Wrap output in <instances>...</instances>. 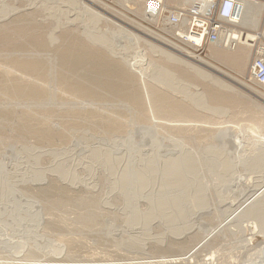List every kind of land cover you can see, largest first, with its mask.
I'll list each match as a JSON object with an SVG mask.
<instances>
[{
  "label": "rangeland",
  "instance_id": "obj_1",
  "mask_svg": "<svg viewBox=\"0 0 264 264\" xmlns=\"http://www.w3.org/2000/svg\"><path fill=\"white\" fill-rule=\"evenodd\" d=\"M263 16L257 30L237 27L252 39L239 72L210 56L223 45L197 48L163 19L145 20L141 0H0V264L259 261L264 226L247 246L246 221L225 215L264 182L253 161L264 150V88L248 80ZM164 39L244 85L197 75ZM179 148L199 158L200 184L165 162ZM220 160L242 166L241 182L230 180L236 194L216 184ZM175 257L187 262L156 263Z\"/></svg>",
  "mask_w": 264,
  "mask_h": 264
},
{
  "label": "bare ground",
  "instance_id": "obj_2",
  "mask_svg": "<svg viewBox=\"0 0 264 264\" xmlns=\"http://www.w3.org/2000/svg\"><path fill=\"white\" fill-rule=\"evenodd\" d=\"M46 1V0H45ZM51 1V0H50ZM77 0H75V2H76ZM240 3H241V6H242V9L240 10V19H239V21H240V26H243V28L244 27H250V29L252 28V30H257L258 29V27H259V24H260V19H261V17H262V15L264 14V4L262 3V2H257V1H255V0H238ZM32 4V3H31ZM34 4V3H33ZM76 4V3H75ZM77 4H78V2H77ZM82 4H84V3H82ZM165 4H166V7L168 8V10L169 11H171V9H169V8H171V7H177V8H180V9H183V10H185V11H189L190 9H191V6H192V2L190 1V0H166V2H165ZM42 5V4H41ZM72 5H74L73 3H72ZM59 6V5H58ZM75 6V5H74ZM40 8H43V6H40ZM56 8H57V6H56ZM13 9V8H12ZM58 9H60L59 7H58ZM87 9V8H86ZM61 10V9H60ZM74 10H75V8H74ZM78 10V9H77ZM90 10V9H89ZM87 11V10H86ZM85 11V12H86ZM63 12V11H62ZM68 11H66V13H67ZM70 12V11H69ZM84 12V11H83ZM81 12H78V14H80ZM83 15H84V13H82ZM92 14V13H91ZM94 14V18H97L96 20H98V18L100 17V14L98 13V12H95V13H93ZM6 15V14H5ZM81 15V14H80ZM88 15V14H87ZM144 15H145V20H147V21H154V20H156V18H154V17H149V16H147L145 13H144ZM67 16V15H66ZM93 16V15H92ZM79 17V16H78ZM66 19L67 18H65V21H66ZM72 20V21H70V20ZM69 19H67V21H69V22H74L75 20H73L72 18H69ZM75 19H77V16H76V18ZM79 19V18H78ZM82 19V18H81ZM83 21V20H82ZM184 22H185V20H183ZM69 22H66V23H69ZM165 22V21H164ZM171 25V24H170ZM140 29H143L144 31H146V34H147V32L148 33H150V34H153V32L151 31L150 32V30L149 29H145L144 27H141V25H137ZM167 27V26H166ZM167 29V32L168 33H170V35H173L174 36V31H175V34L176 33H178V34H186L185 33V27H182V25H171V26H169V27H167L166 28ZM142 30V31H143ZM173 30V31H172ZM85 31V30H84ZM83 31V32H84ZM86 32V31H85ZM84 32V33H85ZM90 36H88L87 35V38H88V40L90 39V40H95V39H98L97 38V36H96V34H93L94 36H91V33H88ZM230 34H232V38H234V40L232 41V46H228V47H225V46H221V48L220 49H218V47H216V46H213L212 48H211V50H210V56L211 57H213V58H215V59H218L219 61H222V62H224V63H227V64H229L230 66H232V67H235L239 72H242V70L244 69V67H245V64H246V60H247V57H248V55L250 54L249 53V50L251 49L250 48V46H251V41H252V39H250V37L248 38V36H245L244 35V32H242V31H239V30H233V31H230ZM98 35V34H97ZM149 35V34H148ZM155 35V34H154ZM157 35V34H156ZM262 35H264V28H263V30H262ZM99 36H102L101 34H99L98 35V37ZM152 36V35H151ZM153 37V36H152ZM154 37H156V36H154ZM189 38H192V39H194L196 42H197V39L196 38H193L192 36H188ZM252 37V36H251ZM54 38V37H53ZM165 40V39H164ZM165 41H167L168 43H170L171 45H173V47H174V49L176 50V52H178V53H180V55L183 57V58H181V61L185 64V66H187L189 69H193L194 70V72L197 74V75H200L201 76V74L203 75V76H209V77H212V82H214L215 84H217V85H219V86H222V87H229L228 86V84H230L231 82L233 83V82H235L236 84L237 83H239V85H244L243 83H242V81H240L239 79H237V78H235V77H228V74L226 75V73L224 74V72H222L221 70H215V67L212 69L211 68V64L209 63V62H207L206 60H203V59H201V58H199V57H196V56H194L192 53H189L188 51H186L185 49H183L182 47H180L179 45H177L176 43H174V42H172V41H169V40H165ZM188 43V42H187ZM235 43V44H234ZM233 45H234V49L232 50V51H227V49L229 50V48H231V47H233ZM220 47V46H219ZM171 53V52H170ZM174 55V54H173ZM176 58V57H175ZM128 61H130V60H128ZM137 66V65H136ZM135 67V66H134ZM191 69V70H192ZM208 69H210V70H212V71H215L216 73H218L220 76H222L223 75V77L224 78H227V79H224V80H222L220 77H217V76H213L210 72H209V70ZM109 70H112L111 68L109 69ZM14 71V70H13ZM116 72V71H115ZM117 75V74H116ZM230 76V75H229ZM104 86L107 88H109V87H114L115 88V86H113L111 83H109V82H105L104 83ZM243 87V86H242ZM231 88V87H230ZM91 93V92H90ZM220 97L222 98V100L223 101H230V100H232L233 99V97H231V96H229L228 94H220ZM206 147H207V145H206ZM212 148H214L215 150H216V148L212 145ZM211 148V149H212ZM256 148V147H255ZM182 149H183V147H182ZM185 149V148H184ZM210 149V150H211ZM213 149V150H214ZM252 149V148H251ZM212 150V151H213ZM258 150V149H257ZM256 150V151H257ZM261 150V149H260ZM260 150H258V152L260 151ZM211 151V153H213L214 154V152H212ZM217 151H218V149L216 150V154H218L217 153ZM262 151H264V150H262ZM261 151V152H262ZM249 152H251V150L249 151ZM254 152H255V149H254ZM257 152V154L259 155V154H261L260 156H258V160L256 159V157H255V159L253 158V161L256 163H253V161H252V163L251 164H255V165H257V162H259L258 164V166H256V170L259 168V166L260 167H263L264 168V166H262V165H260L261 163H264L263 161H264V153H258ZM158 153V152H157ZM209 153V151L207 152V154ZM210 153V155H212ZM220 153V152H219ZM215 154V155H216ZM252 154V153H251ZM257 154H256V156H257ZM252 155H254V154H252ZM158 156V155H157ZM156 155L154 156L155 158H154V160H156L158 157L159 158H161L160 157V155L157 157ZM245 156V155H244ZM243 156V159L245 158ZM204 157L206 158V156L204 155ZM213 157H219V156H214L213 155ZM250 157V156H249ZM252 157V156H251ZM151 158V157H150ZM150 158H148L147 159V161H148V163H154V160L153 161H151L152 160V158L150 159ZM158 158V159H159ZM247 158V157H246ZM245 158V159H246ZM144 159H146V158H144ZM158 159H157V164H158ZM208 159V158H207ZM211 159H213V158H211ZM222 159V158H221ZM242 159V161H245V159L243 160ZM248 159V158H247ZM247 159H246V161H247ZM209 160V159H208ZM217 160H218V158H217ZM224 160V159H223ZM221 161L220 160V162H218L217 163V167L215 168L216 170V172L214 171V173H216V174H214L215 175V179L217 180V182L218 183H216V184H218L221 188L223 187V189H221L222 191H223V193H224V189L226 188H228L229 186H231V182H230V180L232 179V177L233 178H235L236 180L235 181H237V179L241 182V180L240 179H242L241 178V176H240V172H242L243 170H242V166L240 165V163H239V165H240V167H241V171H239L240 169H237L238 171H239V174L237 175V173H238V171L236 170V166L234 165V164H232L233 163V161L232 162H230V161ZM252 160V159H251ZM159 161H160V159H159ZM167 161V163H169V164H176V163H178V162H180V164L182 165V167H183V170H184V172H187L188 171V169H190V171L189 172H192V174L190 173V175H192V176H194V173H195V178H193V180L195 179L196 181L198 180V178H199V173H197V169L196 168H199L197 165H196V162H197V164H198V162L200 161L199 160V158L197 157L196 159L194 158V156L193 155H189L188 154V152L187 151H181L180 150V148L176 151V152H172V153H170V155L168 156V158H167V160H166V155H165V162ZM205 161H207V160H205ZM208 163H209V161H207ZM206 163V162H205ZM212 163V162H211ZM246 163V166H247V164L248 163H250V161L247 163V162H245ZM250 164V165H251ZM201 165V164H200ZM250 165L248 164V166L247 167H249V169L250 170H252L251 168H250ZM253 165H252V167H253ZM264 165V164H263ZM235 166V167H234ZM238 168H239V166H238ZM245 168V167H244ZM243 168V169H244ZM200 169V168H199ZM198 169V170H199ZM233 169V170H232ZM255 169V168H254ZM253 169V170H254ZM262 169H260V170H258V171H261ZM244 171H246V170H244ZM255 171V170H254ZM183 172V173H184ZM256 172V171H255ZM262 172H264V170L262 171ZM231 173V174H230ZM247 173V172H246ZM246 173H244V174H246ZM259 173V172H258ZM188 173H186V175H187ZM230 174V175H229ZM260 174V173H259ZM264 174V173H263ZM186 175H184V177L186 176ZM189 175V174H188ZM247 175V174H246ZM257 175V174H256ZM255 175V176H256ZM243 176V175H242ZM258 177L259 176H261V175H257ZM248 177H250V176H248ZM248 177H243V180L245 181V180H250L251 181V179H252V176H251V179H249ZM258 177H256V178H258ZM262 177H264V175L262 176ZM247 178V179H246ZM260 178V180L261 179H264V178H261V177H259ZM258 178V179H259ZM186 180H188V179H186ZM191 180V179H190ZM234 179H232V181H233ZM253 180H255V179H253ZM257 180V179H256ZM189 181V180H188ZM195 181V182H196ZM200 181V180H199ZM234 181V182H235ZM250 181H249V183H250ZM193 182V181H192ZM191 182V183H192ZM198 182V181H197ZM239 182V183H240ZM243 182V181H242ZM252 182V181H251ZM259 182H262V180L261 181H259ZM185 183H187V181L185 182ZM190 183V182H189ZM194 183V182H193ZM192 183V184H193ZM244 183V182H243ZM245 183H247L248 184V182H245ZM254 183H255V181H254ZM264 182H262L261 184H259V185H257V189H255L254 191H252V192H246V191H243V193H242V197H244V199L246 200V203H245V205L240 209V210H229V211H226L227 213H226V218L225 219H229V217H227V216H229V212L230 213H232L233 215H235V216H237L238 218H239V220L241 221V222H243V221H246V224H244L243 226H242V228H241V230H240V232H244L245 233V231H249L250 233H248V236H249V234H250V237H248V238H246V240L243 242V244L245 243L247 246H254V245H256L257 243H254L255 242V240H256V237L260 234L259 232H262L261 230H263L264 228H262V229H259L260 227L258 226V224H261L262 226H264V185H262ZM196 184V183H195ZM198 184H200L199 182H198ZM202 184V183H201ZM232 184H234V183H232ZM238 184V183H237ZM247 184H245V185H247ZM187 186H188V183L186 184ZM190 185V184H189ZM203 185H205V184H203ZM216 186V187H219V186ZM244 185V186H245ZM256 185V184H255ZM192 186V185H191ZM228 186V187H227ZM237 186V185H236ZM195 187H197V186H195ZM201 187V186H200ZM200 187L198 186V188L200 189ZM206 187V186H205ZM246 187V186H245ZM244 187V188H245ZM248 187V186H247ZM254 187V186H253ZM188 189L190 188L189 186L187 187ZM198 188H197V190H198ZM202 188H203V186H202ZM202 188L200 189V190H202ZM232 188V189H231ZM229 187V189H231V190H233L234 188H236L235 186H234V188L233 187ZM252 188V187H251ZM206 189V188H205ZM219 189V188H218ZM225 189V190H226ZM247 189V188H246ZM204 190V189H203ZM215 190H217V188L215 189ZM221 190H218L217 192H221ZM228 190V189H227ZM230 190V191H231ZM190 191V190H189ZM236 191V190H235ZM234 190H233V192H235ZM250 191V190H249ZM198 192L199 193H201V191H197V194H198ZM204 192H206V191H204ZM204 192H202L203 193V195L202 196H204ZM226 193H227V191H225ZM240 192V191H239ZM201 193V194H202ZM223 193H221V195L223 194ZM225 193V194H226ZM197 194H194L195 196L197 195ZM200 194V195H201ZM224 194V195H225ZM228 194H230L229 192H228ZM235 194H236V192H235ZM198 196V198L199 197H202V196ZM220 195V193L217 195V196H221ZM232 195V194H231ZM239 195V194H238ZM196 196V197H197ZM227 196H229V195H226V197ZM240 196H241V194H240ZM239 196V197H240ZM196 197H194V200L195 199H197ZM222 197V196H221ZM200 199V198H199ZM203 199V198H202ZM221 199V198H220ZM198 200V199H197ZM199 201H201V200H199ZM202 201H204V200H202ZM206 201V200H205ZM196 202V201H195ZM194 202V203H195ZM206 203V202H205ZM200 205V204H199ZM204 206H205V204H203ZM198 206V205H197ZM229 209V208H228ZM227 209V210H228ZM191 211V210H190ZM225 211V210H224ZM194 213V212H193ZM251 220H254V222L253 221H250ZM255 221H257V222H259V223H257V225H255L256 223H255ZM243 223H245V222H243ZM260 225V226H261ZM258 226V227H257ZM256 228H258L259 230H257ZM243 230H245V231H243ZM254 230H257V231H259L258 233L259 234H257V232H255ZM264 231V230H263ZM241 234H243V233H241ZM243 235H246V234H243ZM247 236V235H246ZM242 241V240H241ZM263 242V241H262ZM264 243V242H263ZM244 244V245H245ZM260 244V243H259ZM258 244V245H259ZM262 245V244H261ZM260 248H261V246H260ZM258 250H260V249H258ZM262 250V249H261ZM255 252H257V251H255ZM253 254V253H252ZM255 255H257V254H255ZM264 255V254H263ZM255 258L257 257V256H254ZM176 258V257H175ZM207 258H209V257H207ZM253 259V260H255L256 262L254 263V261L252 262V261H250L251 263L250 264H262V263H260V261H263L264 262V256H261V257H259V261H258V257L256 258V259ZM171 259V258H170ZM166 260V259H165ZM168 260V259H167ZM206 260V259H205ZM156 261V260H155ZM154 260H153V262H155ZM138 262V261H137ZM147 262V261H146ZM150 262V261H149ZM176 263V262H187V260L185 259V258H183V257H180L179 259L178 258H176L175 260H168V261H164V260H158V261H156V263ZM139 263V262H138ZM143 263V262H142ZM248 263V262H247ZM132 264H133V262H132Z\"/></svg>",
  "mask_w": 264,
  "mask_h": 264
},
{
  "label": "built area",
  "instance_id": "obj_3",
  "mask_svg": "<svg viewBox=\"0 0 264 264\" xmlns=\"http://www.w3.org/2000/svg\"><path fill=\"white\" fill-rule=\"evenodd\" d=\"M190 1L192 6L189 11L177 7H171L169 11L165 4L166 0H141V6L149 17H159L169 26L185 27L186 34L176 33V36L197 48H201L205 42L232 46L234 38L230 31L237 30L240 24L241 3L238 0ZM255 1L264 4V0ZM188 36L196 38L197 42ZM248 80L264 88V43L255 47L248 69Z\"/></svg>",
  "mask_w": 264,
  "mask_h": 264
}]
</instances>
